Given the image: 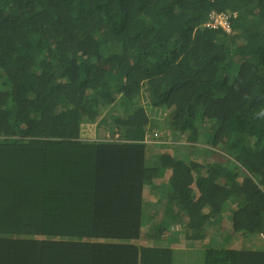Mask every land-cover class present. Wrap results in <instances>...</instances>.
Returning a JSON list of instances; mask_svg holds the SVG:
<instances>
[{"label":"trees","instance_id":"16d2710c","mask_svg":"<svg viewBox=\"0 0 264 264\" xmlns=\"http://www.w3.org/2000/svg\"><path fill=\"white\" fill-rule=\"evenodd\" d=\"M180 212L264 232V0H0V264H176Z\"/></svg>","mask_w":264,"mask_h":264},{"label":"rangeland","instance_id":"374dc122","mask_svg":"<svg viewBox=\"0 0 264 264\" xmlns=\"http://www.w3.org/2000/svg\"><path fill=\"white\" fill-rule=\"evenodd\" d=\"M159 133L162 135V133L159 131ZM167 144H174L175 142H169L166 141ZM158 208L155 210V214L151 218H146L147 221L144 223L145 227L150 228L149 232L154 235L152 232L154 230L153 223H155L157 218H163L162 216L158 215V212L162 211L163 205L164 204H169L165 199L162 200L161 197L158 199ZM181 215H179V221L176 218H169L167 221V224L163 230H169L170 233V238L173 242V247L176 250V264H205L206 260V254L207 251L210 249L214 248H219L220 245H222V242H225L224 245L226 246V249L231 248H237V247H245V248H252V245H255L252 242L258 241H264L259 239L258 237L257 240L256 238L252 239H245L242 237L241 234L234 232L233 230L230 229L228 220L227 222L225 220H222V222L213 225V232L215 230H219L218 233L220 234L215 242L210 244L209 242H206V244H203L201 246H198L196 243L193 242H188L185 243V250L179 249L178 245L180 244V240H183V236L181 234H178L179 231V223L183 222L184 217L183 213L180 212ZM150 215V214H149ZM229 226V227H228ZM216 233L212 234L211 233V238H214ZM259 243V242H258ZM256 243V244H258ZM162 246L165 245V243L161 244Z\"/></svg>","mask_w":264,"mask_h":264},{"label":"built area","instance_id":"2783aa9c","mask_svg":"<svg viewBox=\"0 0 264 264\" xmlns=\"http://www.w3.org/2000/svg\"><path fill=\"white\" fill-rule=\"evenodd\" d=\"M205 27L213 30L223 29L227 33H231L230 16L214 12L210 15L209 20L205 23ZM258 238L264 240V232L258 235Z\"/></svg>","mask_w":264,"mask_h":264},{"label":"clouds","instance_id":"9594fccd","mask_svg":"<svg viewBox=\"0 0 264 264\" xmlns=\"http://www.w3.org/2000/svg\"><path fill=\"white\" fill-rule=\"evenodd\" d=\"M224 245V243L222 242V245H220L219 247H221V246H223ZM225 246V245H224ZM226 247V246H225ZM214 249H218V248H214Z\"/></svg>","mask_w":264,"mask_h":264},{"label":"crops","instance_id":"0c3cea01","mask_svg":"<svg viewBox=\"0 0 264 264\" xmlns=\"http://www.w3.org/2000/svg\"><path fill=\"white\" fill-rule=\"evenodd\" d=\"M179 215H181L180 213H179ZM206 244V243H205Z\"/></svg>","mask_w":264,"mask_h":264}]
</instances>
